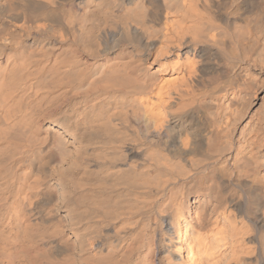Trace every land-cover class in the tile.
Listing matches in <instances>:
<instances>
[{"label":"bare ground","instance_id":"1","mask_svg":"<svg viewBox=\"0 0 264 264\" xmlns=\"http://www.w3.org/2000/svg\"><path fill=\"white\" fill-rule=\"evenodd\" d=\"M262 92L264 0H0V264H264Z\"/></svg>","mask_w":264,"mask_h":264},{"label":"rangeland","instance_id":"2","mask_svg":"<svg viewBox=\"0 0 264 264\" xmlns=\"http://www.w3.org/2000/svg\"><path fill=\"white\" fill-rule=\"evenodd\" d=\"M243 77V75L241 76V78ZM243 79H245V77L244 78H242L241 80H243ZM241 83H243V81L241 82ZM261 95H264V92H262L261 94H260V97H262ZM259 101V102H258ZM257 101V104L255 105V107H253L254 109H252V110H254L255 111V109L259 106V103H260V100H258ZM185 247V245H183V248Z\"/></svg>","mask_w":264,"mask_h":264}]
</instances>
